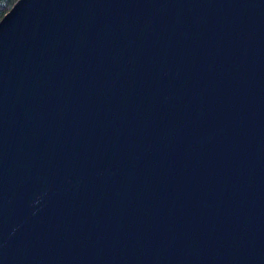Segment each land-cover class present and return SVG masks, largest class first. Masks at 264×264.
<instances>
[{"label": "water", "instance_id": "95a60500", "mask_svg": "<svg viewBox=\"0 0 264 264\" xmlns=\"http://www.w3.org/2000/svg\"><path fill=\"white\" fill-rule=\"evenodd\" d=\"M0 264H264V0H15Z\"/></svg>", "mask_w": 264, "mask_h": 264}, {"label": "trees", "instance_id": "16d2710c", "mask_svg": "<svg viewBox=\"0 0 264 264\" xmlns=\"http://www.w3.org/2000/svg\"><path fill=\"white\" fill-rule=\"evenodd\" d=\"M15 0H0V18L10 8Z\"/></svg>", "mask_w": 264, "mask_h": 264}]
</instances>
